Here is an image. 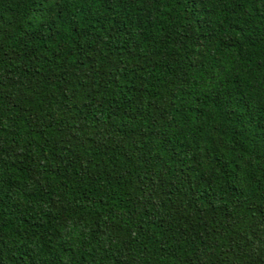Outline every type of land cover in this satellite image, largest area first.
<instances>
[{"label": "trees", "instance_id": "16d2710c", "mask_svg": "<svg viewBox=\"0 0 264 264\" xmlns=\"http://www.w3.org/2000/svg\"><path fill=\"white\" fill-rule=\"evenodd\" d=\"M0 264H264V0H0Z\"/></svg>", "mask_w": 264, "mask_h": 264}]
</instances>
